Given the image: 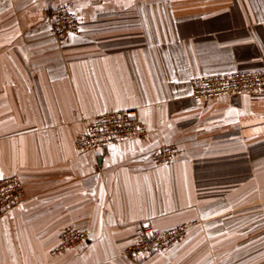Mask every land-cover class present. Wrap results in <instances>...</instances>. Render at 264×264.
<instances>
[{"label":"crops","instance_id":"0c3cea01","mask_svg":"<svg viewBox=\"0 0 264 264\" xmlns=\"http://www.w3.org/2000/svg\"><path fill=\"white\" fill-rule=\"evenodd\" d=\"M72 1L80 32L52 36ZM264 68V0H0V264H264V90L208 101L196 76ZM134 109L143 137L80 154L98 115ZM175 145L185 153L156 165ZM193 223L164 253L124 255L139 222ZM67 227L79 249L54 253Z\"/></svg>","mask_w":264,"mask_h":264},{"label":"built area","instance_id":"2783aa9c","mask_svg":"<svg viewBox=\"0 0 264 264\" xmlns=\"http://www.w3.org/2000/svg\"><path fill=\"white\" fill-rule=\"evenodd\" d=\"M49 23L52 36L58 43H63L69 34H78L80 22L75 3L64 1L53 5L49 11ZM190 84V96L199 101L251 94L264 90V68L196 76L191 79ZM147 133L148 127L136 110H116L95 117L84 133L78 136L75 146L76 150L83 154L109 148L121 139L143 137ZM184 153V149L168 145L156 150L152 159L156 165H165ZM24 193L25 186L18 174L2 176L0 178V216L7 208L20 203ZM192 226L193 223L183 222L165 230H156L148 220L139 222L135 229L137 240L128 245L123 254L137 256L167 252L187 237ZM87 239V230L67 227L59 233L53 252L79 249Z\"/></svg>","mask_w":264,"mask_h":264},{"label":"snow or ice","instance_id":"6c2138e0","mask_svg":"<svg viewBox=\"0 0 264 264\" xmlns=\"http://www.w3.org/2000/svg\"><path fill=\"white\" fill-rule=\"evenodd\" d=\"M0 178H2V176H0Z\"/></svg>","mask_w":264,"mask_h":264}]
</instances>
